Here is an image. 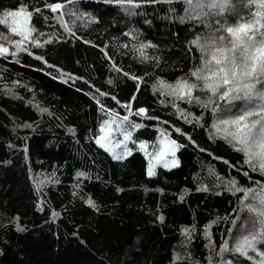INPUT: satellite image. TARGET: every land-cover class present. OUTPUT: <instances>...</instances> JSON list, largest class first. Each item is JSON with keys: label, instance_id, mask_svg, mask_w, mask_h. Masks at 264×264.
<instances>
[{"label": "trees", "instance_id": "obj_1", "mask_svg": "<svg viewBox=\"0 0 264 264\" xmlns=\"http://www.w3.org/2000/svg\"><path fill=\"white\" fill-rule=\"evenodd\" d=\"M52 3L65 5L63 18L75 35L56 20L60 12L45 7ZM134 4L139 7L116 0H0V16L20 5L41 9L31 24L43 44L26 42L27 51L17 52L10 41L20 37L0 25V36L9 37L0 41L16 52L0 56V264H209V258L254 264L232 249L264 225L228 182L255 188L264 176L213 134L211 108L179 105L154 85L191 78L201 63L192 41L251 19L255 6L228 0L223 10L196 12L187 0ZM195 13L197 20H187ZM147 43L155 47L143 61L136 48ZM198 97L206 102L209 94ZM220 106L217 115L243 107ZM140 108L146 116L135 114ZM113 113L142 125L133 127L136 141L153 144L167 133L180 145L179 167L149 177L139 151L113 159L96 143ZM225 241L229 251L221 252ZM256 248L264 251V239Z\"/></svg>", "mask_w": 264, "mask_h": 264}, {"label": "snow or ice", "instance_id": "obj_2", "mask_svg": "<svg viewBox=\"0 0 264 264\" xmlns=\"http://www.w3.org/2000/svg\"><path fill=\"white\" fill-rule=\"evenodd\" d=\"M68 2L71 3L72 0H68ZM116 2L139 7V4H134V0H116ZM187 3L193 9L209 7L223 10L228 0H211L207 5L204 3L193 4V0H187ZM253 5L255 11L251 13V19L223 27L221 29L223 34L210 35L203 42L199 37L192 41L201 53V63L191 71V78L182 77L175 84L159 80V87L157 88L154 85V89L160 91L162 95L186 100L188 103L195 101L201 103L205 109L211 108L213 115L216 117L212 124L213 134L230 144L235 151L242 153L244 164L251 171L259 172L261 176H264V91L257 89L258 84H264V0H250L249 7ZM45 7L49 8L52 13L60 12L61 14L56 17V20L70 35H75L71 27L64 21L62 11L65 7L64 4L52 3L46 4ZM34 13H41V9L37 7L33 11H29L25 6L20 5L16 10L5 11L0 16V25L8 28L14 36L20 37L18 40L10 41L14 44L17 52L27 51V48L24 47L26 42L33 43L37 47H43V44L34 35L37 32L36 27L31 24ZM18 17H22V21L17 20ZM39 35L43 36L44 33L40 32ZM0 39L9 40V37L0 36ZM50 42V40L45 41V43ZM84 42L89 43V41ZM124 47H128V45H124ZM152 47H155V45L147 43L136 48L143 61L149 59L146 49ZM9 54L15 55L16 52L10 53L9 47L5 46L4 43H0V56ZM113 68L116 71H122L115 64H113ZM124 74L128 75V73ZM131 78L134 80L141 79L136 76ZM197 90L209 94L206 102L201 101L195 95ZM101 95L105 94L101 93ZM236 101L244 102L243 107L238 111L233 113L231 108H225L222 115H217L222 111L221 102L225 105H232ZM123 107L130 109L131 104L123 105ZM101 108L103 109V106ZM43 111H46V109ZM135 114L146 116L147 110L140 108ZM116 115V113H113V116ZM185 118L187 119V117ZM122 119L127 121L128 116H124ZM133 127L139 128L142 125L136 124ZM175 130L180 131L178 128ZM100 133L96 138V143L111 153L114 159H123L132 154L126 143L131 140L130 132L123 135L122 141H113L111 138L112 129L110 124L106 122L105 125L101 126ZM161 135L164 137L161 141L163 147L157 150L155 154L147 151V143L142 142L139 144V149L144 152L145 156L151 157L147 170L149 176L155 175L154 169L157 164L162 163L165 168L177 165V161L174 159L169 160L168 156H175V151L180 145L175 140L170 139L167 134L162 132ZM121 145H123L124 151L117 153L115 149L120 148ZM244 175L248 176V172H245ZM77 176L83 177L85 173L79 172ZM228 184L230 191L244 194L243 201H251L243 203V207L259 217L261 225H264V184L257 181V187L255 188L237 187L235 180H230ZM87 203L93 208L96 207L92 199H88ZM58 215L59 213L53 212L54 217ZM160 219L163 220V217H160ZM17 229L23 231V228L19 225H17ZM189 231V229H184L185 234ZM258 239H264V228L261 229L260 233L244 236L242 239L237 240L232 251L250 261H254V264H264V251H258L256 248ZM220 251H229L227 241L223 243ZM250 251L255 252L259 259L250 256ZM209 264H211V258H209Z\"/></svg>", "mask_w": 264, "mask_h": 264}, {"label": "rangeland", "instance_id": "obj_3", "mask_svg": "<svg viewBox=\"0 0 264 264\" xmlns=\"http://www.w3.org/2000/svg\"><path fill=\"white\" fill-rule=\"evenodd\" d=\"M211 2V0H200L198 3H204L205 5H207L208 3H210ZM196 4V3H195ZM202 9H206V7H204V8H197L196 9V12H198V11H200V10H202ZM208 10H210V9H212V8H207ZM198 15V13H195V14H191L190 16H188L187 17V20H190V19H192L193 21L194 20H197V16ZM199 16H201V15H199ZM22 17H18L17 18V20H21L22 21ZM9 35H11L12 36V33H10ZM18 37V36H17ZM1 40V39H0ZM3 40V39H2ZM0 43H2L1 41H0ZM257 89L258 90H260V91H264V84H258L257 85ZM199 92H203V91H199V90H197L196 92H195V95L196 96H198V93ZM166 97H168L169 99H171L172 101H174V102H177V104H182V103H186V104H191V103H188L186 100H180V99H176V98H174V97H172V96H167V95H165ZM194 102V101H193ZM234 103H241L242 105L244 104V102L243 101H236V102H234ZM106 122H108L109 124H110V127H111V129H112V140L113 141H122L123 140V135L124 134H126L127 132H130L131 133V140H129V141H127L126 143H127V147L129 148V149H131V152H132V154L131 155H128V156H126L125 158H123V159H119V160H117V159H115V160H117V161H120V160H126V159H128L129 157H131L132 155H133V153L135 152V151H139L140 153H142L143 155H144V157L146 158V160H147V163L149 164V161H150V159H151V157H149V156H145V154H144V152L143 151H141L140 149H139V144L140 143H142L141 141H136L135 140V137H134V132H133V126L130 124V122L127 120V121H123V119L122 118H120V117H117V116H113V115H109V117H108V119L103 123V125H105V123ZM102 125V126H103ZM137 128L135 127V130H136ZM101 134V133H100ZM99 134V135H100ZM165 134H167V133H165ZM168 135V134H167ZM168 137H169V135H168ZM170 138V137H169ZM164 139V137L160 134L159 135V137H158V139H157V141L155 142V143H153V144H150V143H147V142H144V143H147L148 144V149H147V151L148 152H151V153H153V154H155L156 153V151L157 150H159L160 148H162L163 147V145L161 144V141ZM98 145V144H97ZM99 146V145H98ZM100 147V146H99ZM101 148V147H100ZM104 151H106L104 148H102ZM116 151H117V153H122L123 151H124V147H123V145H121V147L120 148H117V149H115ZM107 153H109L108 151H106ZM178 153H179V148L175 151V156H171V155H169L168 156V159L169 160H176L177 161V165L176 166H174V167H168V168H165L164 166H163V164L161 163V164H157L156 165V167H155V169H154V171H155V175H156V173L159 171V170H166V171H171V170H174V169H177L178 167H179V165H180V162H179V159H178ZM110 155H111V153H109ZM111 157L113 158V156L111 155ZM114 159V158H113ZM147 170H148V167H147ZM155 175H152V176H149V177H154ZM236 237H238V236H236ZM251 256H253L255 259H259V257H257L256 256V254H252ZM254 262V261H253Z\"/></svg>", "mask_w": 264, "mask_h": 264}]
</instances>
